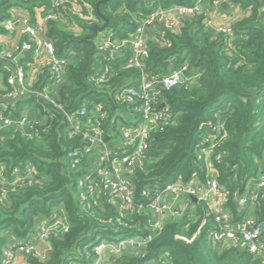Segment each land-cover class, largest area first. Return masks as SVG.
Listing matches in <instances>:
<instances>
[{"label": "trees", "instance_id": "obj_1", "mask_svg": "<svg viewBox=\"0 0 264 264\" xmlns=\"http://www.w3.org/2000/svg\"><path fill=\"white\" fill-rule=\"evenodd\" d=\"M77 1L84 13L86 7L92 9L94 22L86 24L70 12L64 19L77 25L82 33L68 31L60 21L48 24V37L58 55L71 60L66 82L52 89V75L45 71L33 89L44 92L51 88L53 102L34 95L15 102L13 117L24 113L33 116L39 122L42 139L30 140L13 129L0 131V170L4 169L0 174V264L12 237L27 239L36 233L42 220L54 213L68 218L69 230L52 235L49 254L29 256L27 264H92L94 250L102 243H119L149 233L146 215L122 212L102 191L93 196L82 195L79 180L89 174L92 163L86 161L89 156L82 151L78 158L83 165L72 169L71 154L84 150L87 143L72 132L66 113H74L85 105L93 111L102 105L109 115L105 131L119 138V123L131 125L139 119L138 109L143 102L124 104L118 95L129 88H140L142 71L128 66V48L110 63L107 56L96 52L94 65L84 77L91 51L84 38L92 33L94 24H99L107 25L105 31L114 33L116 40H127L151 11L193 6L197 0H110L99 8V13L97 4L104 0ZM53 2L0 0V34L7 33L3 24L14 9H23L36 20L37 13L45 17L54 11ZM235 4L250 13L233 25L231 47L223 35L209 30L201 17H188L176 32L165 28L147 31L150 39L144 61L146 74L150 78L166 76L186 65V76L193 80L163 92L159 106L167 112L168 123L163 132L155 133L156 141L144 166L128 176L138 200L145 189L165 188L180 179L186 183L197 178L205 181L209 170L205 156L210 152L216 177L228 193L226 208L235 222L250 216L264 228V199L244 210L238 204V199L250 191L264 194V190L257 191L264 174V1L235 0ZM71 52H75L72 57ZM19 63L27 70L28 64L33 63L31 54ZM107 70V82L92 81ZM0 73L6 84L8 74L3 67ZM4 96L5 92H0V99ZM28 166L36 169L31 183L27 180L24 187L5 196L4 188L23 176L17 171ZM90 181L96 186L101 182L94 177ZM205 218L212 221L200 204L195 216L183 224H164L162 232L142 248L138 257L126 256L123 264H148L164 258L169 264H264L262 257L240 246L214 245L209 237L213 224L194 238ZM142 254L146 257L142 258Z\"/></svg>", "mask_w": 264, "mask_h": 264}, {"label": "built area", "instance_id": "obj_2", "mask_svg": "<svg viewBox=\"0 0 264 264\" xmlns=\"http://www.w3.org/2000/svg\"><path fill=\"white\" fill-rule=\"evenodd\" d=\"M139 1L146 3L148 0ZM260 1L263 3L264 0ZM223 3H229L231 11H237L244 16L250 13H244L240 4H235V0H197L193 6L176 5L151 11L142 19L135 34L127 40H116L115 34L112 32L103 31L99 33L98 38L101 36L100 40L98 43L95 41L96 52L107 56V62H114L117 54H122L123 50L129 48L131 57L128 66L142 71L143 78L140 88H129L118 95L119 101L124 104L143 102L138 109L141 117L131 122V125L123 126L119 123L120 137L116 139L114 138L115 134H108L105 131L109 115L102 105L97 106V109L93 111L85 105L74 113H66L72 132L82 136L87 143L85 151L76 150L71 154V166L74 170L80 169L82 160L78 156L82 151L85 153L83 155L90 156L100 150L101 156L96 162L92 163L91 169L88 170L89 174L79 180V189L82 195L91 194L93 196L96 192L102 191L122 212L130 215L135 213L146 215L148 217L146 224L149 233L146 237L127 239L115 244L102 243L94 250L92 264H102L103 252L109 247H112L116 254L123 255L128 249L137 251L153 242L156 235L163 230L162 218L170 210V206L166 202L168 196H172L176 200L181 199L183 196H189L197 198L200 202L207 205V213L208 216H212V221L205 218L194 238L201 234L202 230L209 224H213L214 228L209 231V237L214 245L227 243L240 246L264 259L263 226L259 225L250 216L244 218L241 222H235L234 215L226 208L228 193L221 187L216 177V171L210 161V152L206 153L205 156L209 170L204 183L196 184V180L186 183L180 179L175 183L168 184L165 188L156 190L145 189L141 194V199L138 200L135 188L132 186L128 176L134 173L137 168L144 166L147 154L156 141L155 133L163 132L165 125L168 123L167 112L159 106L162 103L160 100L163 92L193 80L186 76V65L166 76H153L150 78L146 74L144 61L148 57L150 39L147 31L151 28L154 31L165 28L176 32L188 17H201L205 26L215 34L223 35L231 47L234 30L233 26L227 25L220 18L222 16L221 13H223L221 10ZM53 8V12L41 17L38 21L33 20L30 15L12 14L11 18L3 24L4 29L8 33L17 36L19 41L15 44L13 50L0 51V62L3 63L4 71L8 74L7 83L3 90L5 96L0 99V130L13 129L21 131L30 140L35 139L38 141L42 139L41 132L38 130L39 122L29 113H24L20 117H13V111L16 110L15 102L28 95H34L53 102L50 91L55 87L57 88L61 83L66 82V72L71 61L68 57H60L58 55L54 43L48 37L49 22L60 21L66 26L68 31L77 34L82 33V30L77 25L71 24L69 20L64 19L68 12L79 15L86 24L94 22L92 9L86 7V13H84L77 0H54ZM262 15L264 16V6ZM29 54L32 56L33 63L28 64V69L26 70L19 63V60L26 58ZM74 54L75 52H71L70 57L74 56ZM22 55L24 56L20 59ZM37 62H40L37 74L43 75L47 71L52 75V89L48 88L44 92L33 89L32 79L35 72L32 71L29 74L28 70H31ZM107 74L108 70L103 74H97L92 78V81L105 83L108 81ZM6 101L14 103L8 107L4 104ZM59 108L62 109L61 106ZM9 110H12V112L7 114ZM127 122L129 123V121ZM114 123L116 122L113 121ZM206 141L210 142L209 140ZM212 148H215V145H212ZM200 158L202 159L203 157ZM220 159L221 157L219 156L218 160ZM2 171L4 172V169L0 170V174ZM17 173H22L23 176H19L8 188H4L5 196L13 189L24 187L27 180L31 183L36 169L28 166L24 171H17ZM92 177L95 179L100 178V185L96 186L93 181H90ZM258 190H264V174L259 181ZM255 192L250 191L238 199L241 210H244L250 204H257L260 199H264V194L260 196L259 193ZM210 195L217 197L225 208L220 211L214 210ZM4 197L1 196V198ZM151 213L154 214L155 218H153ZM68 230V218L60 217L57 213H54L50 218L44 219L39 223L35 234L25 240L21 239L13 242L5 250V257L1 264H15L16 250L19 248L27 249V252L42 257V254L34 250L33 247L36 244L44 243L46 251L50 252V237L52 235H61ZM179 239L183 238L179 237ZM193 239L189 242H192ZM145 257V254H142V258ZM148 264L169 263L168 259L164 258L153 260Z\"/></svg>", "mask_w": 264, "mask_h": 264}, {"label": "crops", "instance_id": "obj_3", "mask_svg": "<svg viewBox=\"0 0 264 264\" xmlns=\"http://www.w3.org/2000/svg\"><path fill=\"white\" fill-rule=\"evenodd\" d=\"M231 12H233V11H231ZM12 14L29 15L23 9H14L12 11ZM221 14H222V16L220 18L222 19V21H224L227 25H230V26H233L237 21L241 20V19H239V17H240L239 15H238L239 16L238 18L236 17V19H231V17L229 16L230 15L229 11L228 12L223 11V13H221ZM238 14H240V13H238ZM41 17L42 16L39 13H37L36 21L40 20ZM18 41H19V38L17 36L12 35L8 32L4 33V34H0V47L2 48V51L13 50V47L15 46V44ZM19 61H21V60H19ZM0 67H3V66H0ZM33 68L31 70L29 69L28 71L30 72L29 74H31L32 71L35 72V74L33 75V79H32L33 84H35L36 80H39L41 78V76H43V75L37 74V70L40 68V62H37L36 65L33 66ZM4 88H5L4 75L2 73H0V92H2L4 90ZM13 103L14 102H12V101L4 102V104L8 107ZM195 183L196 184L204 183V180L197 178ZM206 192H205V194H206ZM210 199H211V203L213 205L212 207L214 208V210L220 211L221 209L225 208V206L220 203V200L217 197H215L214 195H210ZM166 202H167V204H169L170 210L167 211V213L164 215V217L161 220L163 226H164V224H166L168 222H178L180 224L185 223L190 217L195 216V214L197 212V208L200 204L204 205L206 210L208 209L206 204H204L203 202H200L197 198H193V197H189V196H183L179 200L174 199L172 196H168L166 198ZM151 215L153 216V218H155L153 213H151ZM38 226H39V224H38ZM37 229H38V227H37ZM19 240L20 239L17 237H12L10 240V243L8 244V247L5 250H7L13 242L19 241ZM33 249L36 250L37 252H40L42 254V257H45L46 255L49 254L46 251V247H45L44 243L36 244L33 247ZM5 250H4V253L2 256V260L5 257V255H4ZM141 250L142 249H140V250L138 249L137 251L134 249H128L123 255H118L114 252V249L112 247H109L108 249H106L103 252L102 264H123L124 257H126V256L130 257V258L131 257H138L141 254ZM27 251H28L27 249H21V248L16 250V262H15V264H27L29 256L33 255V253H29Z\"/></svg>", "mask_w": 264, "mask_h": 264}, {"label": "water", "instance_id": "obj_4", "mask_svg": "<svg viewBox=\"0 0 264 264\" xmlns=\"http://www.w3.org/2000/svg\"><path fill=\"white\" fill-rule=\"evenodd\" d=\"M109 1H110V0H104V1H102V2H100V3L97 4V7H96V8H97L98 13H99V8H100L102 5L108 3ZM221 9H222L223 11L228 12V11L231 10V6H230L229 3H223V4L221 5ZM106 28H107V25H105V26H100L99 24H95V25L92 26V33H91L89 36H87L86 38H84V42H86V43L90 46V48H91L90 55H89V58H90V64H89V66H88V68H87V70H86V72H85L84 77L87 76L88 72L91 70V68H92V66L94 65V62H95V58H94L95 53H96V43H95V40L97 39L99 33L105 31ZM23 56H24V55H22V56L20 57V59L23 58ZM145 58H146V57H145ZM145 58H144V59H145ZM0 66H3V63H2V62H0Z\"/></svg>", "mask_w": 264, "mask_h": 264}, {"label": "rangeland", "instance_id": "obj_5", "mask_svg": "<svg viewBox=\"0 0 264 264\" xmlns=\"http://www.w3.org/2000/svg\"><path fill=\"white\" fill-rule=\"evenodd\" d=\"M229 14H230L229 16L231 17V19H236V17L238 18L239 16H240L239 19H242V18L245 17L242 13L238 14L237 11L230 12ZM238 15H239V16H238ZM100 37H101V36H100ZM100 37L96 40L97 43L99 42ZM0 131H1V130H0ZM9 132H11V131H9ZM12 132H13V131H12ZM30 135H31V134H30ZM100 156H101V154H100V150H98L97 152L91 154V155L89 156V159L86 160V161H88V163H94V162L97 161L98 158H100ZM82 165H83V163H82ZM105 243H107V242H105ZM114 244H115V243H114Z\"/></svg>", "mask_w": 264, "mask_h": 264}]
</instances>
